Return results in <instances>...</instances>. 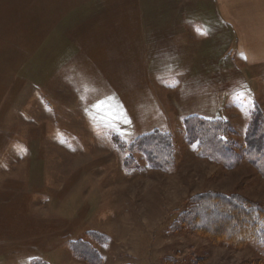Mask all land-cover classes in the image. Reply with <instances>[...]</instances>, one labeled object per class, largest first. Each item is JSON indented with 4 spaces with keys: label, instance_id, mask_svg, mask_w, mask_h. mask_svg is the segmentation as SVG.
Wrapping results in <instances>:
<instances>
[{
    "label": "rangeland",
    "instance_id": "rangeland-1",
    "mask_svg": "<svg viewBox=\"0 0 264 264\" xmlns=\"http://www.w3.org/2000/svg\"><path fill=\"white\" fill-rule=\"evenodd\" d=\"M204 6L0 0V264H90L79 241L99 264H264V244L213 240L190 222L207 195L264 207L247 155L264 104L222 100L215 67L207 80ZM189 118L225 122L228 154L200 155ZM155 131L172 142L163 168L131 148Z\"/></svg>",
    "mask_w": 264,
    "mask_h": 264
},
{
    "label": "trees",
    "instance_id": "trees-1",
    "mask_svg": "<svg viewBox=\"0 0 264 264\" xmlns=\"http://www.w3.org/2000/svg\"><path fill=\"white\" fill-rule=\"evenodd\" d=\"M259 111H256V118L258 120H255L250 126L247 138V155L249 161L264 175L263 162H261V158L264 156V135L260 134L264 130L260 126L262 122L259 120L261 117ZM223 123L222 121L214 123L212 121H200L197 118L186 120L188 139L190 142L198 144L197 148L200 155L211 158L215 155L218 157L222 156L223 158L225 154H228V150L225 147L227 144L224 139V131L227 124ZM131 148H139L142 152L144 151L145 154L149 155L152 160L151 165L155 168H163L165 160L167 166H169V159L171 158L172 160L173 158L171 138L160 131H155L138 138ZM221 150H226V152H222ZM161 156H164L163 161H160ZM190 219H192L190 222L193 224L200 223L198 226L194 224L197 233L205 234L213 240L236 246L254 243L262 247L261 244H264V207L259 204H254L234 196L207 195L200 200L197 210H194L190 214ZM222 220L226 222L222 224V228L214 227L220 226L218 221ZM190 222H187L186 225H191ZM243 226L248 228L246 236H241L244 234ZM223 228L229 233L226 235L222 234ZM94 239L97 242H103L107 238L95 236ZM72 249L79 258L90 264L100 263L101 257L99 253L88 243L79 241L72 244ZM35 264L45 263L39 261Z\"/></svg>",
    "mask_w": 264,
    "mask_h": 264
},
{
    "label": "crops",
    "instance_id": "crops-1",
    "mask_svg": "<svg viewBox=\"0 0 264 264\" xmlns=\"http://www.w3.org/2000/svg\"><path fill=\"white\" fill-rule=\"evenodd\" d=\"M204 5L207 80L215 67L227 78L220 82L222 100L231 99L237 109L264 104V0H204Z\"/></svg>",
    "mask_w": 264,
    "mask_h": 264
},
{
    "label": "snow or ice",
    "instance_id": "snow-or-ice-1",
    "mask_svg": "<svg viewBox=\"0 0 264 264\" xmlns=\"http://www.w3.org/2000/svg\"><path fill=\"white\" fill-rule=\"evenodd\" d=\"M201 34H202V35H206L207 33H206V31H202ZM104 103H105V102H98V107H99V108H102V107L104 106ZM129 122H130V121H129Z\"/></svg>",
    "mask_w": 264,
    "mask_h": 264
}]
</instances>
